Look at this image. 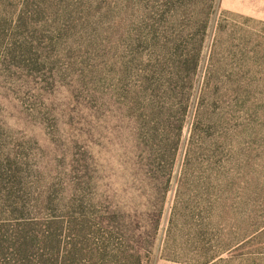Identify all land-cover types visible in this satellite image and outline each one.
I'll return each instance as SVG.
<instances>
[{
    "label": "rangeland",
    "instance_id": "obj_1",
    "mask_svg": "<svg viewBox=\"0 0 264 264\" xmlns=\"http://www.w3.org/2000/svg\"><path fill=\"white\" fill-rule=\"evenodd\" d=\"M194 53L157 166L138 93ZM20 188L38 248L105 229L148 264H264V0H0V196Z\"/></svg>",
    "mask_w": 264,
    "mask_h": 264
},
{
    "label": "trees",
    "instance_id": "obj_2",
    "mask_svg": "<svg viewBox=\"0 0 264 264\" xmlns=\"http://www.w3.org/2000/svg\"><path fill=\"white\" fill-rule=\"evenodd\" d=\"M179 60L181 65L178 64L180 67L175 75V82L172 78L167 80L162 76L163 74H157L159 76L156 77L152 74L146 80V87L138 93L143 92L148 98L150 92L159 89L157 96L162 101L159 110L162 124L151 127L148 123L149 128L145 135L147 146L151 151L150 157H153V162L157 166H161L164 162L171 167L174 163L193 90V82L188 78V73L193 76L196 72L199 53L184 59L180 57ZM187 64H191L189 69ZM138 94L134 98L135 102L138 101ZM147 100L150 101L149 98ZM147 104L146 102L145 106H142L139 102L141 107L139 109L134 106L132 117L144 121L148 119L146 122H149ZM170 113H176L177 116L170 118ZM193 133L194 129L192 137ZM19 184L24 187L23 182L19 181ZM21 191L20 188V194L15 195L14 200L0 196V207H8L2 208L4 212H1L10 215L7 218L0 216V264H148L139 252L130 249L122 242H113L114 232L105 229H101V238L90 235L86 243L81 245L75 241L66 242V236L62 231L53 240L51 238L47 242L43 240L45 246L38 248L34 241H31L38 237L32 236V232L29 231L32 225L29 209L27 210L30 199L24 198ZM87 255H91L92 260H86Z\"/></svg>",
    "mask_w": 264,
    "mask_h": 264
}]
</instances>
